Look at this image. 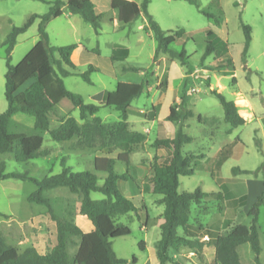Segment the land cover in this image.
I'll return each instance as SVG.
<instances>
[{"label": "rangeland", "instance_id": "374dc122", "mask_svg": "<svg viewBox=\"0 0 264 264\" xmlns=\"http://www.w3.org/2000/svg\"><path fill=\"white\" fill-rule=\"evenodd\" d=\"M132 1L141 8L144 0ZM148 1L147 14L161 30L184 31L182 37L169 46L173 51L185 50L188 59L184 67L176 61L171 62L165 55H159L157 62L153 64L156 41L148 29V17L144 11L134 22L123 24L118 20L117 12L109 8L110 0H95V11L101 15L98 35L79 16L70 14L66 7H63V15L51 20L45 30L51 46H78L74 73L64 77L63 84L66 90L81 96L86 104L101 106L96 116L103 124H117L121 120L120 113L112 107L102 106L94 96L104 91H113L118 82L147 81L144 93L131 103L127 119L133 130H145L143 133L149 139L142 145L135 146L129 156L128 173L137 183L146 182L152 175V166L161 164L170 155L169 150H156L151 144L156 138L162 137L168 128H177V124L166 121L164 117L169 113L172 100L179 98L183 91L188 92V100L195 116L184 123L183 131L192 141L181 148V155L200 157L195 161L193 175L179 177L178 192L200 189L209 196L199 205H191L187 239L193 246L186 242L175 245L170 251V264H214L211 249L204 247L211 246L215 237L225 234L230 227L236 224L248 225V211L263 190L264 0H218L223 12L218 27L194 5L183 0ZM212 1L197 0L201 9L212 8L210 11L214 12L215 8L210 6ZM48 10L47 4L36 0H0V114L7 109L4 97V76L7 69L3 43L12 27L21 26L30 15H45ZM241 23L251 29V42L245 58L242 55L244 37ZM37 25L36 20L25 33L17 37L10 53L12 66H16L37 43ZM208 30L226 42V51L219 49L201 63ZM115 46L125 48L126 55ZM227 61L232 69L227 66ZM90 67L95 70L88 74L87 82L78 74L87 72ZM128 67L139 68L141 72L123 70ZM207 77L215 90L226 100L235 103L245 120L243 126L232 129L224 122L221 104L203 82ZM33 82V79L28 80L18 89L17 94L28 89ZM197 116H200L201 121H197ZM67 117L81 123L78 109L69 100L63 99L49 116L50 129L56 128L60 120ZM8 131L10 134L40 135L43 139L41 151H46L48 155L25 164L17 163L11 153L0 155V160L5 163V173L27 172L30 178L40 181L61 172L62 158L66 159V166L71 167L73 172H85L92 170L95 157L103 156L101 141H96L92 148L86 150L74 149L76 139L64 143L55 142L48 131L39 132L34 129L33 117L22 113L11 116ZM231 144H235L234 148ZM118 152L116 149L109 156L114 158ZM235 169L239 171L234 172ZM114 170L117 174H122L126 171V166L117 162ZM103 176L100 175V178ZM117 185L139 211L137 215L130 213L117 217L116 223L127 226L130 235L113 239V252L128 264H131L132 258L135 259V264H158L156 245L160 238L159 226L163 222L164 210V206L158 203L161 196L147 193L140 196L135 183L130 180L119 181ZM36 188L31 181H0V234L4 236L9 227L13 230L11 240H7L9 245L19 243L15 238L16 228L21 236L29 237V232L38 230L36 224L28 223L31 217L40 212L47 215L44 206L27 200ZM43 196L50 200L56 215L60 217L75 213L80 202L78 196L65 188L45 191ZM90 197L93 200L103 198L98 193H91ZM234 199H244V206L232 208L229 201ZM143 205L147 218L142 211ZM48 219L50 220L49 217ZM21 225H24V229H21ZM258 228L262 249L260 262L264 264V206L258 211ZM39 231L45 235L46 243H54L53 224ZM179 233L182 235L183 230L179 229ZM205 235L209 237V241L203 242ZM24 241L17 245L19 251L27 244ZM140 244L143 250L139 249ZM47 248L46 252L50 250L49 246ZM76 248L77 239L71 238L67 249L70 257L74 255ZM238 254L241 264H255L249 244L241 245Z\"/></svg>", "mask_w": 264, "mask_h": 264}, {"label": "trees", "instance_id": "16d2710c", "mask_svg": "<svg viewBox=\"0 0 264 264\" xmlns=\"http://www.w3.org/2000/svg\"><path fill=\"white\" fill-rule=\"evenodd\" d=\"M36 1L47 4L48 12L45 15H30L21 26L12 27L3 43L7 69L4 76V97L7 109L0 114V155L11 153L14 160L20 164L48 155L46 151H41L43 139L40 135L27 136L9 133L8 126L11 116L15 113H22L33 117L34 129L39 132L48 131L55 142L64 143L76 139L74 149L86 150L92 148L96 141H101L104 156L95 157L92 161V170L85 172H73L71 167L66 166V159L62 158L61 172L40 181L30 178L27 172L5 173V163L0 160V181L14 179L33 182L37 188L28 197V202L44 206L50 220L55 224V244L45 253H39L33 247L19 251L7 244L0 234V264H128L126 260L115 255L111 241L130 235V229L127 226L116 223L117 217L130 213L137 215L139 210L131 199L124 196L117 183L130 180L137 184L128 173L130 170L129 156L135 146L142 145L146 141V135L130 127L127 122L128 109L133 100L144 93L148 83L146 80L140 83L118 82L113 91H104L94 96L102 106L112 107L120 113L121 120L117 124L113 126L103 124L96 116L101 106L86 104L81 96L69 92L63 84V78L74 73L75 66L70 56L77 45L51 46L45 30L51 20L63 15V7H66L70 14L79 16L98 35L101 29V15L95 13L91 0ZM183 1L194 5L215 26H219L223 12L218 0H213L210 4L215 8L214 12L210 11L212 8L201 9L197 0ZM148 3V0H144L140 8L132 0H111L110 9L117 12L118 20L123 24L134 22L144 11L148 17V29L156 41L153 64L157 62L159 55H165L171 62L176 61L184 67L188 59L185 50L173 51L169 48L176 39L182 37L184 31L161 30L147 14ZM36 20L38 21L37 43L16 66H12L10 53L16 44L17 37L25 33ZM241 29L244 37L242 55L245 58L251 42V29L243 23H241ZM115 48L126 55L125 48L120 46H115ZM219 49L225 52L226 42L213 31H206L201 63ZM227 66L232 69L229 61H227ZM94 70L90 67L87 72L78 74V76L89 82L88 74ZM123 70L141 72V69L133 67ZM30 79L34 80L32 85L24 92L17 94L18 89ZM203 82L210 94L214 95L221 104L224 122L232 129L243 126L245 120L235 103L226 100L219 91L215 90L210 85L208 77ZM232 82L234 83V80ZM187 93L186 90L182 92L178 102H174L169 107V113L165 118L166 121L178 125L173 138L155 139L151 144L156 150H169L170 156L161 164L152 166V175L142 186L143 192L161 196L158 203L164 206L163 222L159 226L160 238L156 245L158 264L172 262L170 251L179 242H186L193 246V243L187 239L190 207L192 204L199 205L204 198L209 196L200 189L193 192H178L179 177L193 175L195 161L200 157L181 155V148L192 141V138L184 133L183 124L195 116L188 102ZM63 99L69 100L73 107L78 109L81 123L72 117H67L60 120L56 128L50 129L49 116ZM196 119L201 121L200 116ZM116 149L119 151L116 157H109ZM117 162L126 166L124 173L115 172L114 167ZM100 175L104 176L100 178ZM56 188H65L80 198L79 213L92 223L93 231L83 233L74 222V212L65 217L56 215L50 200L43 196L45 191ZM91 193L101 194L103 198L93 200L90 197ZM244 204V199L229 201L232 208L242 207ZM261 206H264V182L263 190L248 211L249 224H236L230 227L225 234H218L215 237L213 241L214 264H241L238 248L243 244H249L254 255V263L261 264L262 249L258 233V211ZM142 211L147 218L144 205ZM179 229L183 230L182 235ZM71 238L77 239V248L72 257L69 256L67 250ZM139 249L143 250L141 244ZM130 263L135 264V259L132 258Z\"/></svg>", "mask_w": 264, "mask_h": 264}, {"label": "crops", "instance_id": "0c3cea01", "mask_svg": "<svg viewBox=\"0 0 264 264\" xmlns=\"http://www.w3.org/2000/svg\"><path fill=\"white\" fill-rule=\"evenodd\" d=\"M111 1V0H110ZM91 2L94 4L95 3V0H91ZM109 8H110V2H109ZM96 10V6L94 4V11ZM96 13V11H95ZM97 14V13H96ZM97 15H100V14H97ZM78 48V46H77ZM77 48L72 52L71 56H70V59L72 61V63L74 64L75 60H76V57H77V53H78V50ZM75 66V65H74ZM187 99H188V96H187ZM174 102H178V98L172 100L171 104L169 105V107L174 103ZM189 102V100H188ZM190 104V102H189ZM191 105V104H190ZM130 109V107H129ZM129 109H128V112H129ZM169 110V108H168ZM167 117V116H166ZM164 117V119L166 118ZM157 120H160V118H157ZM184 126V124H183ZM176 130V127H173L171 129H167L166 132L164 131V134L162 137L160 138H156V139H172L173 136H174V132ZM145 130L142 131V133L144 132ZM163 133V132H162ZM149 139L146 137V142L148 141ZM234 145L235 144H231V146L234 148ZM231 150V149H230ZM229 150L228 154L230 155L231 154V151ZM104 156V155H103ZM170 156V155H169ZM168 156V157H169ZM110 157V156H109ZM113 158V157H112ZM143 181L141 183H137L135 184L136 185V189L138 191V194L140 196L144 195L145 192H143V189H142V186H143ZM142 198V197H141ZM79 207H80V202L77 204V207L75 209V213H74V222L75 224L81 229V231L83 233H89L91 231L94 230V227L92 225V223L84 216V215H81L79 213ZM44 213V214H43ZM48 215H45V212H40L38 214H34V216L31 217V220L28 222L30 225H33V224H36L37 225V228L38 230L37 231H31L28 233L29 237L27 235H24V236H21L19 234V229H15V238L17 240V243L16 245H14L15 248H17V245L18 244H22V241L25 240V244L23 247V250L27 247H33L35 250H37L39 253H45L48 248L47 246H49V249H51L54 244H55V240H54V243L52 245L49 244V242L47 241V243L44 241V238H45V235L43 233H40L39 229H45V227L47 228L50 224H53V227L55 229V224L54 222H52L51 220L48 219L47 217ZM24 229V225L22 226L21 225V229ZM13 232V230L9 227L6 229V232H5V235L3 236L7 242V240H11V233ZM33 234V236H31ZM34 234H35V237H34ZM55 239V237H54ZM214 241V240H213ZM210 248L211 251H212V254L214 256V248H213V243L211 244V246L207 247L205 246L204 249H208ZM19 250V249H18ZM23 250H20V251H23Z\"/></svg>", "mask_w": 264, "mask_h": 264}, {"label": "built area", "instance_id": "2783aa9c", "mask_svg": "<svg viewBox=\"0 0 264 264\" xmlns=\"http://www.w3.org/2000/svg\"><path fill=\"white\" fill-rule=\"evenodd\" d=\"M202 241H203V242L209 241V237L205 235V236L202 238Z\"/></svg>", "mask_w": 264, "mask_h": 264}]
</instances>
